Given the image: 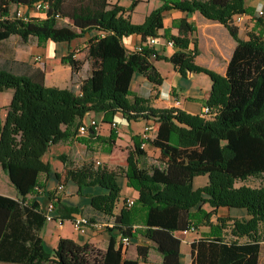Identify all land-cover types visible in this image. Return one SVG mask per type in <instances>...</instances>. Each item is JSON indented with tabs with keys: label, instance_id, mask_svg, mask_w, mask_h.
I'll return each mask as SVG.
<instances>
[{
	"label": "trees",
	"instance_id": "obj_1",
	"mask_svg": "<svg viewBox=\"0 0 264 264\" xmlns=\"http://www.w3.org/2000/svg\"><path fill=\"white\" fill-rule=\"evenodd\" d=\"M40 1L48 3L44 18L31 16L25 22L14 15V8L32 7ZM138 2L133 0L127 10L111 0H0V42L13 35L24 42L36 37L40 45L86 39V61L91 64V75L79 94L46 86L43 70L35 78L0 70V93L14 90L6 120L0 122V164L20 196L0 195V262L140 264L147 262L153 248L161 254V264H181L182 240L177 233L208 227L209 232L191 244V264L260 263L264 243V20L259 18L256 24L261 32L251 31L243 39L233 20L251 12L246 0H163L142 24H136L126 13ZM172 9L199 12L229 30L237 46L225 75L196 64L200 49L192 36L197 27L186 19L173 25L178 36L165 31L164 38L175 48L170 56L149 46L133 51L126 48L125 38L131 35H141L143 42L158 37L165 14ZM80 52L75 47L62 58L75 73L86 63ZM153 58L173 64L183 77L189 73L209 76L212 88L203 104L212 110L210 118L178 108H154L149 100L136 96L129 101L135 73L155 87L162 86L164 78ZM91 113L103 115L104 123H113L121 113L128 122L158 124L151 142L161 151L155 163L146 162L147 152L135 135L134 148L127 150L126 166L120 170L102 164L73 170L61 155L65 169L54 174L59 184L66 185L67 179L76 182L79 195L85 188L103 189L101 194L90 195L91 207L114 217V227L109 230L116 229L131 240L140 235L153 244L138 246L136 260L128 258L114 237L106 251L70 238H61L48 251L39 234L46 222L36 200L46 194L40 178H50L53 172L44 156L52 145L73 138ZM118 134L114 127L108 138L95 127L88 132L89 141L109 145V152L116 146ZM202 175L209 176V183L195 189L194 179ZM121 179L140 195L131 207L124 206L116 214ZM251 180L258 186L250 185ZM29 195L33 199H27ZM57 207L64 221L81 212L61 200ZM220 208L244 209L249 219L219 216Z\"/></svg>",
	"mask_w": 264,
	"mask_h": 264
},
{
	"label": "crops",
	"instance_id": "obj_2",
	"mask_svg": "<svg viewBox=\"0 0 264 264\" xmlns=\"http://www.w3.org/2000/svg\"><path fill=\"white\" fill-rule=\"evenodd\" d=\"M114 4H118L125 9H129L133 0H113ZM163 4V0H139L137 6L132 11H128L132 22L142 24L146 17L156 8ZM246 5L251 11L247 13V22L245 25H240V37L248 39V33L255 31L259 33L262 31L257 27L258 19L256 16L260 10H264V0H246ZM16 9V8H14ZM32 17L44 18V14L30 12ZM248 16H251L250 20ZM186 19L190 24L197 27V32L192 36L193 40L198 42L200 54L196 57V64L199 66L210 69L221 75L227 72L228 64L236 49L237 42L230 34L229 30L221 23L210 20L204 17L201 13L195 12L189 14L177 9H172L166 12L164 17V28L158 32L157 44L154 48L163 55H172L175 51L174 47H170L164 38L165 31L168 30L174 36L179 35V30L173 25ZM264 20V17H262ZM201 32V35H200ZM264 36V31H263ZM203 37V38H202ZM86 39L76 40L72 44L69 43H55L48 41L40 45L36 37H31L28 42H24L18 35H13L9 39L0 42V70H8L19 76H29L35 78L39 76L43 70L45 72V84L48 87H56L59 89H71L76 94L81 91V85L91 75V64L86 61L83 69L77 73L73 72L70 65L64 64L62 58L67 56L69 52L78 47L80 50L86 49ZM141 35H131L125 38L126 48L130 51L137 49L143 44ZM39 58V59H38ZM49 61H53L52 65H48ZM155 66L164 78L162 86L155 87L143 75L135 73L131 83L132 96L129 101L132 102L134 97L149 100V104L154 108H178L188 114L201 116L204 107L203 98L212 88V81L209 76L205 74L189 73L186 77L179 74L173 64L164 60H157L153 58ZM14 95V90L9 89L0 93V122L4 123L7 117V108L11 104ZM176 99H180L182 104L178 107L175 104ZM95 119L99 124L100 134L109 136L113 128L112 123H104L103 115L89 114L86 118ZM117 125L116 129L119 132L120 138L126 141L127 145H132V137L134 135L142 137V132L147 120H139L137 122H128L121 113L115 115L113 120ZM157 133L153 135L155 138ZM54 147V146H53ZM53 147L51 149H53ZM50 151V150H49ZM161 157L160 149L151 145L147 150L146 162L152 164L157 162ZM44 160L52 161L49 159V152L44 156ZM41 181L46 185L47 193L38 196L36 200L44 210L49 200V191L54 190L56 186V178L51 177L47 180L46 177L41 176ZM209 183V176L202 175L195 177L194 188L205 187ZM122 192L121 200L126 198H139V192L129 187L125 179H121ZM79 186L75 182H70L66 187V191L60 194L62 202L71 207H78L81 212L72 214L71 217L66 216L62 227L58 226L55 222H45L41 230L40 236L43 238L44 245L48 251H53L59 243L61 238H70L77 243L84 245L91 244L96 249L106 251L112 237L116 238L117 246H121L122 235L119 231L114 229L112 232L106 227L103 230H95L90 227L86 229L84 234L74 231L71 224V231L64 232L65 222H72L77 214H83L92 219V221L104 222L111 221L112 218L96 212L91 207L90 195H98L103 193L100 187H89L83 190V195H79ZM0 195L11 197L14 199L20 198L18 191L11 183L8 173L3 169L0 164ZM27 199H33L29 195ZM208 210L209 206H205ZM59 211V209H58ZM222 211H230V214H222ZM245 213V214H244ZM60 214V211H59ZM219 216L223 217H239L241 219H249L246 210L244 209H229L220 208L218 211ZM61 216V214H60ZM65 218V217H64ZM216 221V217L213 218ZM209 232L208 227H201L198 231L192 232H178L177 235L182 240L181 247V264H191V244L195 239L205 236ZM153 245L145 240L142 236L131 240V244L126 251L128 258L136 260L139 259L137 247L143 245ZM161 254L155 249L151 248L147 262L141 261L140 264H161ZM2 263V262H0ZM9 264V263H8Z\"/></svg>",
	"mask_w": 264,
	"mask_h": 264
},
{
	"label": "rangeland",
	"instance_id": "obj_3",
	"mask_svg": "<svg viewBox=\"0 0 264 264\" xmlns=\"http://www.w3.org/2000/svg\"><path fill=\"white\" fill-rule=\"evenodd\" d=\"M111 1L113 2V0H111ZM14 11H15V9L13 10V12ZM39 14H41V13H39ZM126 15H128V14L126 13ZM235 25H237L236 22H235ZM200 35H201V32H200ZM86 56H87L86 49L81 50V52L79 53V57L82 60L86 61ZM52 64H53V61L48 62V65H52ZM84 122H86V119L83 120L80 125H82ZM112 129H111V131H112ZM98 130L100 131L99 128H98ZM111 131H110V134H111ZM101 136L108 138L110 135L109 136L101 135ZM119 138H120V135H119ZM89 140H90L89 135L88 134H85V135L80 134L79 129H78L73 138L69 139L66 142H60L56 145H52L49 149L50 151L48 150L49 159H52V161L51 162L47 161L52 166L53 172L51 174V177L53 176L56 178V176L54 174L55 173L61 174L65 169V164L60 160L61 155H65L67 157L68 165L70 166V169H73V170L81 168V167L86 166V165H91V164H93L95 166L99 165V164L109 165L115 169L120 170L121 168L126 166V160L128 157V151L127 150L134 148V142L132 145H127L126 141H123L124 139H122L120 142H118V140H117L116 146L109 152V150H108L110 148L109 145L104 144L103 142L92 143ZM132 141H133V137H132ZM52 147H53V149H51ZM111 162H113V163L111 164ZM42 176L46 177L47 180L49 179L46 175H42ZM71 181H72L71 179L66 180V183H65L66 185H64L65 191H66V187L70 184ZM58 182L59 181L56 179V186H55L54 190L49 191V193H48L49 194V200L52 199V200H58V201L61 200L62 201V197H57V194H56L57 193V186L59 185ZM72 182H74V181H72ZM126 183H127V181H126ZM249 184L252 186H258V182L256 180H251L249 182ZM44 190H46L45 184H44ZM46 193H47V191H46ZM230 213H231L230 211H226L225 213L222 211V214H230ZM71 228H72L71 223L65 222L64 232L65 233L70 232ZM0 264H8V263H0ZM259 264H264V243L262 246V252H261Z\"/></svg>",
	"mask_w": 264,
	"mask_h": 264
},
{
	"label": "built area",
	"instance_id": "obj_4",
	"mask_svg": "<svg viewBox=\"0 0 264 264\" xmlns=\"http://www.w3.org/2000/svg\"><path fill=\"white\" fill-rule=\"evenodd\" d=\"M48 8V3L44 1H40L33 5L32 7H18L15 9V16L17 18L27 22L31 18L30 12L33 13H44ZM58 16V15H57ZM247 14L245 15H238V21L236 26L240 25H245L247 22ZM249 19L251 20L252 17L248 16ZM257 18H262L264 17V10H260L258 12V15L256 16ZM158 37H150L146 42H144L141 46H139L137 49H141L142 46H149V47H154L157 44ZM167 45L170 47H174V44L172 41H166ZM39 59V58H38ZM175 104L179 107L182 104V101L180 99H176ZM212 113V110L208 106H204L201 112V116L205 118H210V115ZM113 127L116 128V123H112ZM90 127H95L99 128V124L95 119H88L87 122H84L82 125L79 127V133L82 135L88 134ZM157 128L158 124L149 121L142 132V137H141V148L142 150L146 151L149 149L151 146L152 140H154L153 135L157 133ZM65 192V186L63 184H59L57 186V197H61L60 194ZM135 199L133 198H126L121 200L117 205L115 209V213H119V211L122 209V207H131L134 204ZM44 213V216L46 218L47 222H55L57 223L58 226L62 227L64 224V220L59 214L58 207H57V200H50L47 205L45 206L44 210H42ZM112 218L113 222L111 221H104V222H97V221H92L91 218L83 215V214H77L71 224L74 229V231L84 234L86 229L92 227L95 230H103L106 227H112L114 226V217ZM187 232V231H186ZM192 232V231H191ZM131 244V239L128 237H123L121 238V245L122 249L124 251H127L129 246Z\"/></svg>",
	"mask_w": 264,
	"mask_h": 264
},
{
	"label": "bare ground",
	"instance_id": "obj_5",
	"mask_svg": "<svg viewBox=\"0 0 264 264\" xmlns=\"http://www.w3.org/2000/svg\"><path fill=\"white\" fill-rule=\"evenodd\" d=\"M238 21V16H236V18L233 20V24H235V22L237 23Z\"/></svg>",
	"mask_w": 264,
	"mask_h": 264
}]
</instances>
